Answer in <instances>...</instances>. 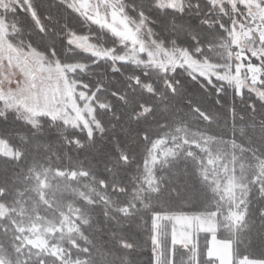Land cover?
<instances>
[{
	"label": "snow or ice",
	"instance_id": "6c2138e0",
	"mask_svg": "<svg viewBox=\"0 0 264 264\" xmlns=\"http://www.w3.org/2000/svg\"><path fill=\"white\" fill-rule=\"evenodd\" d=\"M0 264H264V0H0Z\"/></svg>",
	"mask_w": 264,
	"mask_h": 264
},
{
	"label": "trees",
	"instance_id": "16d2710c",
	"mask_svg": "<svg viewBox=\"0 0 264 264\" xmlns=\"http://www.w3.org/2000/svg\"><path fill=\"white\" fill-rule=\"evenodd\" d=\"M203 242V241H202Z\"/></svg>",
	"mask_w": 264,
	"mask_h": 264
}]
</instances>
